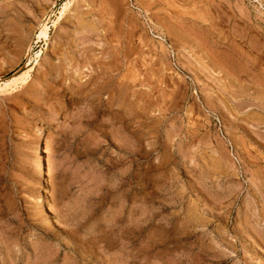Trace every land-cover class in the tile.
<instances>
[{
	"label": "rangeland",
	"instance_id": "obj_1",
	"mask_svg": "<svg viewBox=\"0 0 264 264\" xmlns=\"http://www.w3.org/2000/svg\"><path fill=\"white\" fill-rule=\"evenodd\" d=\"M37 1L0 0V264H264V0Z\"/></svg>",
	"mask_w": 264,
	"mask_h": 264
},
{
	"label": "bare ground",
	"instance_id": "obj_2",
	"mask_svg": "<svg viewBox=\"0 0 264 264\" xmlns=\"http://www.w3.org/2000/svg\"><path fill=\"white\" fill-rule=\"evenodd\" d=\"M23 1V6L25 7V9H29V8H34L35 6H36V4L38 3V1L37 0H22ZM41 1H43V0H41ZM71 1L72 0H68L67 2H66V4L63 6V10L60 12V15L58 16V19H57V21H59L62 17H64L63 15H64V13H65V11L68 9V7H70L69 5H70V3H71ZM29 3H31L32 5H29ZM40 6V5H39ZM38 7V6H37ZM36 9V8H35ZM40 9V8H39ZM35 11V10H34ZM36 11H37V9H36ZM30 17V16H29ZM29 17L27 16V14H25V18H28L29 19ZM56 21V22H57ZM49 26H48V24H47V22H44V23H42L41 24V26H40V31H39V34H38V37H48V32H49ZM5 44V43H4ZM32 44V43H31ZM31 44H30V47H31ZM5 48H6V46H5ZM23 75V76H22ZM22 75H20L19 77H14V78H12V79H9L7 82H5V83H7L6 85L7 86H11L12 84H18V82L21 80L22 81V79H24V78H26V77H28L29 76V71H26V72H24ZM24 81H25V79H24ZM15 86V85H14ZM2 86H0V88H1ZM5 87V86H4ZM4 87H2V88H4ZM2 90V89H1ZM51 141V137H50V135H47L46 136V139H45V143H44V147H45V152H47V150H48V146H49V142ZM41 210H42V212L43 213H45L46 214V212H45V209H44V207H43V205H42V200H41Z\"/></svg>",
	"mask_w": 264,
	"mask_h": 264
}]
</instances>
